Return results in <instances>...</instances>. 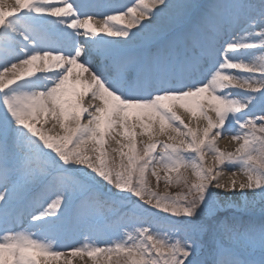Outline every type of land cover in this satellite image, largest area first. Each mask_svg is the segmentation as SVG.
<instances>
[{
    "label": "snow or ice",
    "instance_id": "6c2138e0",
    "mask_svg": "<svg viewBox=\"0 0 264 264\" xmlns=\"http://www.w3.org/2000/svg\"><path fill=\"white\" fill-rule=\"evenodd\" d=\"M89 8L104 9L101 25L80 19ZM257 49L264 0H0V264H264ZM229 131L231 152L217 143ZM223 167L246 180L221 183ZM149 172L183 190L153 189ZM37 187L54 195L31 197ZM112 214L125 221L121 234L102 240L97 221ZM77 230L80 242L61 243Z\"/></svg>",
    "mask_w": 264,
    "mask_h": 264
},
{
    "label": "bare ground",
    "instance_id": "6f19581e",
    "mask_svg": "<svg viewBox=\"0 0 264 264\" xmlns=\"http://www.w3.org/2000/svg\"><path fill=\"white\" fill-rule=\"evenodd\" d=\"M9 2H11V0H9ZM69 2H73V0H69ZM75 2L80 3V4H98V3H105V2H107V0H75ZM111 2L114 4H118V5L131 6V4L134 2V0H111ZM172 2L175 3L176 0H172ZM193 2L202 4V3L207 2V0H193ZM253 2H256V0H253ZM57 6H63V5L57 4ZM74 7H75V3H74ZM103 11H104V9H102V8H89V9L83 11V13L80 15V19L83 20L86 18L87 15H92L94 23H96L97 26H99L103 23L106 16L105 15H98L97 13L103 12ZM109 14H111V13H109ZM242 27H243V25L237 26L234 35H237L238 37L243 35L240 31ZM260 30H261L260 28L254 29V31H256V32H259ZM244 42L245 43H257V44L259 43L258 40H254V41L253 40H246ZM254 55L256 57H259L260 55H264V53H261L257 49V50H255ZM245 62H247V60H245ZM235 74H239V73H235ZM84 103L87 106L89 104V100L85 99ZM97 103H98V101H97ZM176 111L184 119L185 123H191L193 128L197 127V122L195 120L191 119L190 113L186 112L183 108H177ZM210 114L212 115L213 119H216L215 112H210ZM253 114L254 115H261L264 113H262L260 111V106L257 105L256 108L254 109ZM82 122L87 123V118H85ZM206 124H207V121L203 118H200L199 127L202 129L204 126H206ZM44 127L46 128V130H49L50 134H52V135L63 134V129H61L58 125L55 128H52L51 123H48V124L44 125ZM172 135H175V134L172 133ZM232 135H233V133L231 131H229L226 135H222L220 138H218L217 143H218V146L221 150L231 152V151H234L236 149V147L238 146V142L232 140ZM147 139H149V138L144 137V136H138L137 137L138 143L141 141L147 140ZM155 139H159V140L163 141V140H167V136H158V137H155ZM182 139H185V137H182V136L177 137L175 141H170V142L178 143ZM111 147H116V145L112 144ZM114 155H115L116 160L118 162V160H119L118 154H114ZM206 160L208 162V166H212L213 161H214L213 154L207 153ZM162 171L163 170H160V175H161ZM182 171H184L185 174H187L189 177H191L195 181L198 179L196 177V175L194 174L193 169L188 168V169H183ZM218 171L221 172V176H220V182L221 183L230 184V182L233 178L236 179L238 182L241 180H246V177L239 173V169H236L233 167H223L221 169H218ZM234 171L237 172V175L235 177L232 176V173ZM147 179L149 180L150 185L153 189H155L159 192H164L162 190V186H163V182H164L163 178L160 180L159 184H157L155 177L152 176L151 173L149 172ZM37 188L33 189V191H35ZM33 191H32V194L34 193L35 194L34 196H36L40 200L47 199L48 197L54 195V192L51 190H48V191L38 190L37 192H33ZM219 191L221 192L222 198H224L225 200L231 199L232 201H235V202L241 201V197L239 196L238 191L236 194H233L229 189H221ZM247 194H248V197L252 196V193L250 191ZM27 219H28V217L25 214L24 220H23L25 225L27 223ZM82 231L83 230H77L75 232L69 233L68 236L66 234V238H64V240L61 241V243L65 244V245L77 244L78 242H80V240L82 238V236H81ZM72 237H74V238H72ZM74 264H93V261L91 260V258H89L87 256H85L83 260H81L79 257H77L74 260Z\"/></svg>",
    "mask_w": 264,
    "mask_h": 264
},
{
    "label": "rangeland",
    "instance_id": "374dc122",
    "mask_svg": "<svg viewBox=\"0 0 264 264\" xmlns=\"http://www.w3.org/2000/svg\"><path fill=\"white\" fill-rule=\"evenodd\" d=\"M164 174H165L164 171H162L161 172V177H163ZM187 177L189 178V180L195 181L194 179H192L188 175H187ZM38 190L45 191L41 187H38L33 192H37ZM162 190L164 192L168 191L169 193L174 194L176 192L182 191L183 190V185L177 186L175 184H172V185H169V186L166 187L165 181H164L163 182V186H162ZM33 195H35V194L34 193L31 194V196H33ZM34 197H36V196H34ZM124 222L125 221L121 220V217H120L119 214L106 215L105 218L98 220L97 221V229L101 233L100 238L102 240H108V239H111L113 236L120 235L121 234V224L124 223ZM67 236H68V234H67ZM64 238H66V235L62 237L61 241H63ZM72 238H74V237H72ZM205 239L207 240V237Z\"/></svg>",
    "mask_w": 264,
    "mask_h": 264
}]
</instances>
